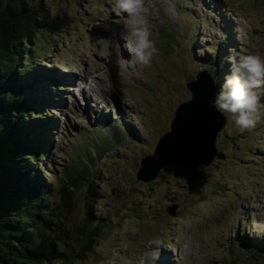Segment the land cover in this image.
<instances>
[{
  "label": "rangeland",
  "instance_id": "rangeland-1",
  "mask_svg": "<svg viewBox=\"0 0 264 264\" xmlns=\"http://www.w3.org/2000/svg\"><path fill=\"white\" fill-rule=\"evenodd\" d=\"M45 1L49 17L33 46L34 75L56 83L55 92L44 87L53 101L43 119L57 128L45 163L31 166L52 185L61 210L59 175L68 165L86 176L73 186L66 180L74 207L63 225L76 227L91 209L97 221L90 228L99 222L102 230L83 259L74 255L87 240L73 235L58 245L69 258L43 264H261L243 245L264 239V118L240 132L227 116L209 165L168 163L151 180L137 172L171 129L179 103L191 98L186 83L201 67L224 83L229 48L264 55V0H144L157 52L150 65L123 69L116 61L129 53L114 0ZM113 47L128 56L116 57ZM214 61L223 68L217 78ZM80 158L90 160V174Z\"/></svg>",
  "mask_w": 264,
  "mask_h": 264
},
{
  "label": "trees",
  "instance_id": "trees-1",
  "mask_svg": "<svg viewBox=\"0 0 264 264\" xmlns=\"http://www.w3.org/2000/svg\"><path fill=\"white\" fill-rule=\"evenodd\" d=\"M47 5L45 0H0V264H43L69 258L58 245H66L73 235L87 240L79 255H74L83 259L85 248L87 251L91 247L102 230L99 222L90 228L97 221L91 209L77 228L63 225L74 207L71 186L86 176L68 165L59 175L63 180L58 185L59 198L65 208L61 210L52 200V185L38 167L31 166L44 162L42 158L53 138L51 128H57L48 118L43 119L48 112L45 105L53 101L44 87L51 86L55 92L56 83L48 78L41 81L34 75L39 68L35 67L33 46L47 23ZM209 67L215 69L216 78L223 75L220 62H211ZM218 81L217 90L223 84L222 78ZM79 160L84 172L90 174V160ZM89 183L92 196L97 179ZM93 197H89L90 208ZM232 244L241 249V244ZM243 248L264 264V239L256 244L249 239Z\"/></svg>",
  "mask_w": 264,
  "mask_h": 264
},
{
  "label": "clouds",
  "instance_id": "clouds-1",
  "mask_svg": "<svg viewBox=\"0 0 264 264\" xmlns=\"http://www.w3.org/2000/svg\"><path fill=\"white\" fill-rule=\"evenodd\" d=\"M112 8L123 21L120 38L129 53L126 62L118 59L117 64L121 69L135 64L150 65L157 49L144 19V0H114ZM116 47H120L119 42ZM225 60L231 70L211 101V107L231 116L240 132L251 130L264 118V55L229 48ZM140 264H144L143 260Z\"/></svg>",
  "mask_w": 264,
  "mask_h": 264
},
{
  "label": "water",
  "instance_id": "water-1",
  "mask_svg": "<svg viewBox=\"0 0 264 264\" xmlns=\"http://www.w3.org/2000/svg\"><path fill=\"white\" fill-rule=\"evenodd\" d=\"M186 85L191 98L179 103L171 129L161 136L154 154L142 159L138 178L151 180L168 163L179 162L196 169L211 164L217 157V139L227 123V116L211 107L217 93L216 81L201 67L196 78Z\"/></svg>",
  "mask_w": 264,
  "mask_h": 264
},
{
  "label": "bare ground",
  "instance_id": "bare-ground-1",
  "mask_svg": "<svg viewBox=\"0 0 264 264\" xmlns=\"http://www.w3.org/2000/svg\"><path fill=\"white\" fill-rule=\"evenodd\" d=\"M113 48H114V47H113ZM113 50H114V53H115L116 57H118V58H122L121 55H126V56H128V54H127L126 52H125V53L122 52V51H121V53H120V52H117L115 48H114ZM110 55H111V54H110ZM97 82H98V81H97ZM97 84H98V83H97ZM93 85H94V84H93ZM93 87H94V86H93ZM98 87H99V86H98ZM98 87H97V88H98ZM100 87H101V86H100ZM104 91H105V90H104Z\"/></svg>",
  "mask_w": 264,
  "mask_h": 264
}]
</instances>
